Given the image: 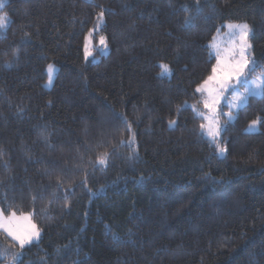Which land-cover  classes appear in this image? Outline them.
Instances as JSON below:
<instances>
[{
	"label": "trees",
	"instance_id": "16d2710c",
	"mask_svg": "<svg viewBox=\"0 0 264 264\" xmlns=\"http://www.w3.org/2000/svg\"><path fill=\"white\" fill-rule=\"evenodd\" d=\"M3 1L0 210L31 214L40 239L0 233V264H264V96L223 121V158L181 107L202 106L226 24L249 25L250 78L264 72V0ZM101 13L109 52L93 63Z\"/></svg>",
	"mask_w": 264,
	"mask_h": 264
},
{
	"label": "snow or ice",
	"instance_id": "6c2138e0",
	"mask_svg": "<svg viewBox=\"0 0 264 264\" xmlns=\"http://www.w3.org/2000/svg\"><path fill=\"white\" fill-rule=\"evenodd\" d=\"M0 7H3V0H0ZM103 13L100 18L102 19ZM7 16L0 14V28L6 26ZM185 23H190V19L186 18ZM230 30L231 46L223 52L219 47L214 44L209 47L215 49L216 62L212 65L210 74L197 85L195 93L200 94L203 97L202 103L206 112H199L196 106L193 105V112L198 118H202L206 123L200 124L201 135L206 136L210 143H215L216 152L218 155L223 156L226 149L221 147L217 143L223 131V125L219 123L218 108L221 105L222 99L225 98L226 92L232 93V102L228 105L231 109H238L241 106L247 104L250 96H264V73L255 79L249 81L248 75L251 71H254L257 67V62L254 58H249L248 52L251 49L248 37L250 34V28L248 24H227L225 25ZM215 39V37H214ZM88 37L85 38V54L90 55L87 47ZM100 44L106 47V38H100ZM212 53H210L211 55ZM10 66V65H9ZM167 70V65H162ZM53 68L51 65L48 67L49 84L52 82ZM236 84H242L244 91H238ZM181 107H187L185 104ZM180 108H178V111ZM228 120L231 121L234 118L233 112L224 114ZM126 122V121H125ZM257 121H253L250 124V128L256 125ZM176 121H169V126H175ZM131 131V128L128 129ZM2 156V153H0ZM108 161V154L104 153L98 158V165H106ZM222 183V181H221ZM26 221V227H20L19 221ZM0 229H2L13 241L18 243L20 249H24L26 245H31L34 242H38L40 232L35 224H32L28 216L17 217L15 213H12L9 217L5 218L0 215ZM115 238V237H114ZM3 255V254H0ZM23 252L13 254V264H18L19 259L22 257Z\"/></svg>",
	"mask_w": 264,
	"mask_h": 264
},
{
	"label": "rangeland",
	"instance_id": "374dc122",
	"mask_svg": "<svg viewBox=\"0 0 264 264\" xmlns=\"http://www.w3.org/2000/svg\"><path fill=\"white\" fill-rule=\"evenodd\" d=\"M5 3H6V1H3V6H4ZM1 8L2 7H0V9ZM241 24H245V23H241ZM102 25H103V19H101L100 17L97 18L94 26L92 27V30L90 31L89 34L86 35V37H88L87 47H88V52L90 53V55H87L86 56V54H85V40H84L83 57H84V60L85 61H90V62H93V63H97V62H99V60L101 58L106 57L108 55V52L109 51H108L107 45L105 47L104 45H101L100 44V38L103 37L102 35H99V32H100V29H101ZM250 36H251V31H250L248 40L250 39ZM214 37H215V39L213 38L211 44H214L217 47H219L222 52H223V50H225V49H227V48H229L231 46V41H232L233 37L231 36L230 30L227 27L224 26L223 29L218 30V32L216 33V35ZM249 43H250V41H249ZM209 51H210V53H212L211 56L215 59V49L209 47ZM248 56H249V58H252L251 49L248 52ZM215 62H216V60H215ZM51 66L53 68V72H52V82H51V84H49V73H48V67H49V65L47 66L46 71H45V73H46V80H45V83L43 84V87L46 90H50L52 88L53 83H54V79H55V75L57 73V67L55 65H53V64H51ZM164 73H166V70L165 69H164ZM250 73L248 75L249 81L255 79L256 77L260 76L264 72H262L261 74L255 76V77H252V78H250V76H251ZM236 87H237L238 91H240V92H243L244 91V86L242 84H236ZM198 97L200 99L199 102H201V105L202 106H198V107H196V109L199 112H206V110L203 107V103H202L203 97L200 94H198ZM251 97H260V96H250L249 98H251ZM231 102H232V93L231 92H226L225 93V98L222 99L221 105L218 108V112L220 113V115L218 116L219 123L221 125H223V126H224L223 121L226 122V123H228V124L229 123H232L234 121V119H235V114L237 113V111L240 110L241 108H243L246 105L245 104V105L241 106L238 109H231V108L228 107V105ZM192 106L193 105H187V107H189L192 110V112H193ZM230 111L233 112V114H234V118L231 121H229L228 118H227V116L224 115V114H226V113H228ZM193 114H194L195 118H197L198 120H200L201 123H206V121H204L202 118H198L194 112H193ZM249 126L245 130V132L247 134H255V133L259 132L258 122L256 123V125L254 127H251L250 128ZM223 129H224V127H223ZM222 132H221V134H222ZM203 137L206 140L209 141V139L206 136H203ZM220 138H221V135H220ZM220 138L218 139L217 143L220 141ZM224 156H225V153H224L223 156H220V155L217 154V157H219V158H223ZM0 215H2L5 218H7V217L10 216V215L9 216H5L1 212V210H0ZM16 216L17 217H20L22 215H16ZM24 216H28L29 219H30V221H31V223L34 224L33 223V220H32L31 214H25ZM18 225L20 227H26L27 222L21 220V221L18 222ZM0 233L3 234L6 238H8L10 241H12L15 245H17L18 248H20L19 245H18V243H16L15 241H13L12 238L9 237L7 235V233H5L2 229H0ZM39 239H40V237H39ZM38 242H39V240H38ZM38 242H34L33 244H37ZM33 244H31V245H33ZM28 246H30V245H26L25 247H28Z\"/></svg>",
	"mask_w": 264,
	"mask_h": 264
},
{
	"label": "bare ground",
	"instance_id": "6f19581e",
	"mask_svg": "<svg viewBox=\"0 0 264 264\" xmlns=\"http://www.w3.org/2000/svg\"><path fill=\"white\" fill-rule=\"evenodd\" d=\"M44 83H45V82H44ZM53 89H54V88H53ZM51 91H52V90H51ZM198 98H199V97H198ZM114 119H115V118H114ZM114 119H113V120H114ZM121 125H122V124H121ZM123 125H124V123H123ZM119 126H120V125H119ZM122 130H123V129H122ZM244 130H245V128H244ZM244 130H243V131H244ZM243 133H244V132H243ZM245 133H246V132H245ZM216 154H217V153H216Z\"/></svg>",
	"mask_w": 264,
	"mask_h": 264
}]
</instances>
